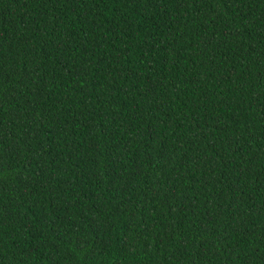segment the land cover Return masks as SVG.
<instances>
[{"label":"trees","instance_id":"16d2710c","mask_svg":"<svg viewBox=\"0 0 264 264\" xmlns=\"http://www.w3.org/2000/svg\"><path fill=\"white\" fill-rule=\"evenodd\" d=\"M0 264H264V0H0Z\"/></svg>","mask_w":264,"mask_h":264}]
</instances>
